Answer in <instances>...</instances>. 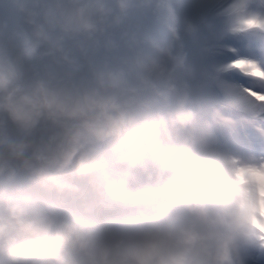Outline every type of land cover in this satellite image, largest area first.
I'll use <instances>...</instances> for the list:
<instances>
[{
  "label": "clouds",
  "instance_id": "1",
  "mask_svg": "<svg viewBox=\"0 0 264 264\" xmlns=\"http://www.w3.org/2000/svg\"><path fill=\"white\" fill-rule=\"evenodd\" d=\"M233 48L264 70V0H0V264H264Z\"/></svg>",
  "mask_w": 264,
  "mask_h": 264
},
{
  "label": "snow or ice",
  "instance_id": "2",
  "mask_svg": "<svg viewBox=\"0 0 264 264\" xmlns=\"http://www.w3.org/2000/svg\"><path fill=\"white\" fill-rule=\"evenodd\" d=\"M226 58L230 63L229 68L235 69L234 76H258L264 78V70L258 68L252 61L244 58L243 52H238L235 48L226 52ZM250 86L246 85V88Z\"/></svg>",
  "mask_w": 264,
  "mask_h": 264
}]
</instances>
